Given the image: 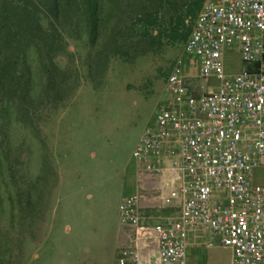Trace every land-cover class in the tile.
<instances>
[{"label": "built area", "instance_id": "obj_1", "mask_svg": "<svg viewBox=\"0 0 264 264\" xmlns=\"http://www.w3.org/2000/svg\"><path fill=\"white\" fill-rule=\"evenodd\" d=\"M185 51L135 147L116 264H189L192 240L231 249L212 264H264V0H207Z\"/></svg>", "mask_w": 264, "mask_h": 264}, {"label": "rangeland", "instance_id": "obj_2", "mask_svg": "<svg viewBox=\"0 0 264 264\" xmlns=\"http://www.w3.org/2000/svg\"><path fill=\"white\" fill-rule=\"evenodd\" d=\"M83 25L84 17L74 13L63 30L73 55L64 52L57 58L77 66L81 80L63 107H45L42 62L30 51L33 105L41 111L38 119L13 128L14 153L22 154L27 175L26 203L20 205L17 188L11 186L12 199L4 198L0 215V264H116L119 205L136 185L135 147L145 129L155 124L177 60L188 67L194 59L184 44L166 46L130 60L104 59L103 73L91 75L94 47ZM107 31L105 25L100 39ZM224 63L228 74L236 73L240 54L227 53ZM209 84L214 87L217 80ZM193 242L189 264L231 260L230 248Z\"/></svg>", "mask_w": 264, "mask_h": 264}, {"label": "trees", "instance_id": "obj_3", "mask_svg": "<svg viewBox=\"0 0 264 264\" xmlns=\"http://www.w3.org/2000/svg\"><path fill=\"white\" fill-rule=\"evenodd\" d=\"M205 1L0 0V215L4 198L12 199L11 186L17 188L20 205L26 203L27 175L22 154L14 153L13 128L40 117L41 106L33 105L30 51L35 50L42 62L45 107L58 109L81 86L79 68L57 58L64 52L73 55L63 34L72 14L84 17L83 30L94 47L89 64L93 75L103 73L102 60L112 56L130 60L166 46L185 45ZM105 25L107 37L100 39Z\"/></svg>", "mask_w": 264, "mask_h": 264}, {"label": "crops", "instance_id": "obj_4", "mask_svg": "<svg viewBox=\"0 0 264 264\" xmlns=\"http://www.w3.org/2000/svg\"><path fill=\"white\" fill-rule=\"evenodd\" d=\"M135 186H136V185H135ZM134 191H135V190H134ZM130 194H132V193H130ZM130 194H129V195H130ZM159 213H164V211H161V212H159ZM192 241H193V240H192ZM193 243L201 244V243H198L197 241H194ZM191 247H193V246H192V243L190 242V244H189V248H188V254H189V252L191 251V250H190Z\"/></svg>", "mask_w": 264, "mask_h": 264}]
</instances>
